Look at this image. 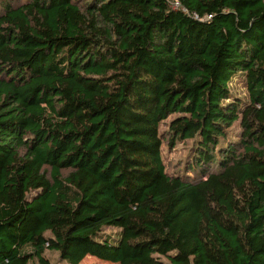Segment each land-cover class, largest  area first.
I'll list each match as a JSON object with an SVG mask.
<instances>
[{"label":"trees","instance_id":"obj_1","mask_svg":"<svg viewBox=\"0 0 264 264\" xmlns=\"http://www.w3.org/2000/svg\"><path fill=\"white\" fill-rule=\"evenodd\" d=\"M172 113L197 181L165 171ZM46 249L264 264V0H0V264Z\"/></svg>","mask_w":264,"mask_h":264},{"label":"rangeland","instance_id":"obj_2","mask_svg":"<svg viewBox=\"0 0 264 264\" xmlns=\"http://www.w3.org/2000/svg\"><path fill=\"white\" fill-rule=\"evenodd\" d=\"M15 1V0H14ZM243 73H238L235 75L230 83L228 84L230 89V94L232 97H238L241 100L247 99V91L244 84ZM177 116H181L178 113L170 114L165 120L160 122L159 131L162 136V144H161V156L165 166V171L169 175H174L176 173H182L186 171L188 178L193 181H197L200 178V168H196L195 170L188 168L190 167V163H193L192 159L193 155V140L192 139H179L172 136L169 131V123L170 121ZM233 131H238V122H234L232 125ZM232 135V137H231ZM172 137V138H170ZM232 139L233 142H236L239 136H234V132H230L226 139H223L224 143H226L227 139ZM216 166L210 167V171L216 170ZM106 233L114 232L113 228L107 227L104 229ZM44 256L49 261L50 264H66L61 261L59 258L58 252L54 250L46 249L44 252ZM29 264H40L36 260L30 261ZM79 264H113L109 262H105L100 260L94 256L87 255L85 256Z\"/></svg>","mask_w":264,"mask_h":264}]
</instances>
